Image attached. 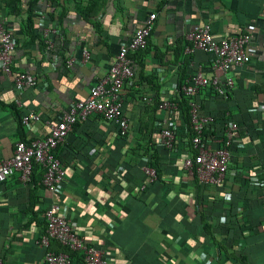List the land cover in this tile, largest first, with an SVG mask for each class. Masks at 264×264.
<instances>
[{"label": "crops", "instance_id": "crops-1", "mask_svg": "<svg viewBox=\"0 0 264 264\" xmlns=\"http://www.w3.org/2000/svg\"><path fill=\"white\" fill-rule=\"evenodd\" d=\"M41 1L34 26L41 38L39 16L55 27L50 52L41 48L39 39L24 35L21 17L0 7V20L16 43L15 73L38 78L34 88L17 92L13 78L0 71V161L12 157L18 141L46 137L49 123L84 100L107 75L134 31L150 14L156 19L149 49L130 54L135 76L122 90L128 133L122 136L116 125L91 116L78 122L56 150L65 177L55 192L42 186L40 169L28 183L15 174L0 184L4 264H45L46 249L39 240L51 204L59 205L67 222L110 264H264V0H59L52 22L47 19L48 3ZM205 25L216 40L250 35L252 58L231 71L234 88L228 98L210 96L206 90L197 96L203 111L213 117L206 135L210 147L221 146L227 121L238 125L230 170L219 185H199L184 166L190 152L179 138L172 151L158 147L160 175L151 179L145 168L152 141L169 117L141 98H169L180 76L209 74L211 54L188 55L184 48L193 28ZM84 50L90 54L86 62ZM174 51L180 53L179 62ZM184 58L188 64L182 72ZM30 111L40 121L19 123L16 115ZM174 125L183 128L178 114ZM202 215L227 251L221 250L219 261L209 256L213 245ZM72 264H84L81 253Z\"/></svg>", "mask_w": 264, "mask_h": 264}, {"label": "built area", "instance_id": "built-area-1", "mask_svg": "<svg viewBox=\"0 0 264 264\" xmlns=\"http://www.w3.org/2000/svg\"><path fill=\"white\" fill-rule=\"evenodd\" d=\"M155 19L156 14H150L142 26L134 31L131 39L114 56V62L107 75L97 81L84 100L75 102L56 122L49 123V132L46 137L18 141L15 144L12 157L6 161H0V184L5 183L15 174L21 182L28 183L31 180L33 169L38 167L43 172L42 186L50 192H55L63 183L65 169L53 151L65 141L68 133L78 122L85 121L91 116H98L116 125L122 136L128 133L129 122L123 110L122 90L125 83L135 76V67L129 55L147 48ZM37 24L46 45L45 50L50 52L54 46L51 36L56 34V29L46 25L44 16H39ZM249 42L250 35L247 33L216 40L209 26L194 27L188 36L185 53L192 55L196 51H201L211 54L210 72L209 74L196 72L184 82L180 90L176 87L169 98L160 99L158 102L157 108L169 117V124L159 129L154 143L158 147L172 151L177 140L187 134L186 129H178L174 125V119L177 116V103L174 101V96L182 92L190 99L189 116L193 132L190 143L194 155L190 154L184 166L195 174L202 184L219 185L223 182L231 167L230 148L234 135L238 131V125L233 121H227L223 127L221 146L219 148L210 147L204 131L213 122V117L201 110L200 102L195 98L202 90H206L215 97L226 98L227 93L234 88L231 71L248 63L252 58L253 53L249 49ZM15 48L13 34L0 20V71L12 77L14 89L21 92L34 88L38 83V78L28 73H15L13 68ZM89 57V52L84 50L82 60L86 62ZM72 62L73 59L68 60L66 64L71 65ZM141 100L145 104L154 102L151 96H144ZM39 121L40 115L33 111L25 113L21 118L23 125ZM145 172L151 179L156 178L154 170L150 167H146ZM44 221L45 231L40 237L39 245L46 249L45 264H72L68 254L56 253L49 249L53 241L70 252L81 253L84 264H110L100 250L89 244L67 222L60 212L59 205L51 204L45 210ZM212 256H215L213 251ZM0 264H4L1 255Z\"/></svg>", "mask_w": 264, "mask_h": 264}, {"label": "trees", "instance_id": "trees-1", "mask_svg": "<svg viewBox=\"0 0 264 264\" xmlns=\"http://www.w3.org/2000/svg\"><path fill=\"white\" fill-rule=\"evenodd\" d=\"M41 2H42L41 0H0V7H4L7 10L8 15H14V16L21 17L23 19V22H24V24H23L24 35L28 36L30 38V40L39 39L41 48L45 50L46 45H45L43 39L41 37H39V35L37 34L38 33L37 29H35V26H34V19H36L37 15H39L37 13V11L39 10ZM46 2L48 3L49 8H50V11L47 14V19L50 22H52V21H54V11L57 9V7L60 6L59 0H46ZM149 41H148L147 48L145 50H143V51H146V50L149 49V47H150V42ZM140 52H142V51L137 52L136 55H142ZM176 52L177 51H174L173 53H175L176 61L179 62L177 57L180 55V53L179 52L176 53ZM160 54H163L164 56H166L165 53H160ZM129 58L133 59V57L130 56V55H129ZM159 58H160V61H161L162 56L159 57ZM187 64H188V59L184 58L183 61H182V65H181L182 68H180L182 72H184V70L186 69V65ZM187 80H188L187 77H185V76L181 77L180 76L179 80L177 81V86L176 87L180 90L181 86ZM228 96H229V93H227L226 98H228ZM159 98H160V96L158 94H156V98H155V101H154V107L155 108L158 107V102L160 100ZM195 99L198 101L197 97ZM189 100L190 99L188 97H186L182 92H179V93H177L174 96V101L177 103V114L179 116L180 122H181L182 127H183L182 129H184V130L186 129V133H187L186 136L182 137V139L184 140V143L186 145H188L187 147L189 148L190 154L194 155V150H193V147H192V145L190 143V140H191V138L193 136V132H192V129H191V126H190ZM201 110L203 111L202 105H201ZM16 117H17L18 122L21 123V118L22 117H20L18 114L16 115ZM210 126H211V124L208 125L205 128V131H204V136L205 137L207 135V131L210 129ZM148 141H151V134L148 135ZM152 142H153V145H151L152 154L149 155V157H148V154L145 153V156L148 157L147 166L150 167L151 169H153L154 172H155V176L158 177L160 175V169H159L160 149L158 148V146H156L154 141H152ZM57 148L53 151V153L58 158V154H57V151H56ZM162 149H164V148H162ZM164 150H166V149H164ZM166 151H168V150H166ZM38 169H39L38 167H35L33 169L31 180L34 178V173ZM193 178L196 181V183H198L199 185H204V184H202V183H200L198 181V179L195 176V174H193ZM201 219H202L203 229L209 235V237L211 239V242H212V245H213L212 246L213 247V252L215 253V256H212V252H211V254H209V256H211L212 260L219 261L221 250L225 251V253H227V251L225 250L224 247L222 248L221 244L215 239L213 233L210 230L211 227L207 223V220L204 217V215H202ZM251 226H252V224H251ZM253 226H254V224H253ZM53 243H55L56 249L54 250L52 248V251H54L56 253L63 252V253L68 254L70 256V258H71L72 263H73V260L78 256V252H75V253L74 252H70L68 249H66L65 247H62L60 244H58V243H56L54 241H53ZM82 260H83V258H82ZM237 261H240L241 263H245L244 258L243 259L238 258Z\"/></svg>", "mask_w": 264, "mask_h": 264}]
</instances>
